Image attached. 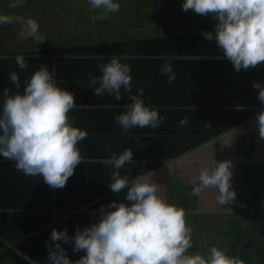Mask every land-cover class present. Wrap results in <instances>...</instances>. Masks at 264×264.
Instances as JSON below:
<instances>
[{"label": "trees", "instance_id": "obj_1", "mask_svg": "<svg viewBox=\"0 0 264 264\" xmlns=\"http://www.w3.org/2000/svg\"><path fill=\"white\" fill-rule=\"evenodd\" d=\"M141 1L123 0L118 12L110 13L108 19H99L104 25L95 26L108 31L102 36L97 28L93 27L87 32L92 31L94 36L85 37V33H79L75 39L72 33V37L66 38L65 41L48 27L55 37L53 41L46 38L40 46L18 50L0 49V56L5 57L0 59V110L4 88L15 91L9 73L15 71L18 74L22 91L25 80L41 65H46L49 71L55 72L57 84L71 91L75 102L85 100L78 98V92L81 96L87 92L91 93V98H87L86 102L95 108L94 114L89 118L84 115L74 117L76 126L87 130L88 133L87 139L78 145L86 163L81 162L75 168L65 187L53 189L45 184L40 176H25L16 169L14 161L0 156V264H31V261H36V264H49L47 244L55 247V242L51 241L53 229L59 231L66 228L69 236H74L77 227L82 230L89 226L92 211H99L101 205L107 206L114 200L124 199L127 190L115 194L109 186L112 167L99 161L110 157L113 152L119 154L128 148V140L117 128L120 125L116 123L115 116L126 111L124 106L131 103L129 94L122 88L120 100L107 93L103 97H97L94 95V89L88 87L90 75H102L99 65L107 63L111 56H120L122 62L130 64L134 94L141 88L146 75L153 85L162 84L160 67L165 63H171L176 77L173 83L166 81V86L163 85L168 87L167 93L157 106L159 114L164 117L163 124L150 131L137 128L138 133L154 134L138 140L139 149L145 159L138 163L126 164L121 169V175H128L130 180L141 173L157 169L163 162L173 161L199 148L207 141L223 136L239 124L251 121L261 111L239 110L230 114L234 105L228 103L216 89L208 85L193 90L184 88V80L188 78L212 77L216 72L211 71L215 70L219 76L220 72L229 70H222L228 59L219 57V54L223 53L216 48L215 42L206 40L202 35L203 31H214L215 25H194L199 28L196 40L190 36L189 31L170 30L185 22V19L172 17V3L169 8L171 22L161 21L156 14L149 18V15L144 16L140 10L138 15L132 12L115 22L112 21L114 16L121 13L125 4L129 3L130 7L134 8L137 4L139 6ZM182 4L179 2L176 8L183 10ZM95 13L98 15V10ZM194 13L193 10L186 13V20H193ZM210 18L213 17L198 15L195 24L217 22ZM131 22L141 25H131ZM154 25H159V31H163L160 35L153 36ZM40 33L45 36L43 25ZM17 55L25 57L27 69L21 70L17 66ZM165 79L167 80L166 76ZM80 110L79 107L73 109L69 113H72L70 117L73 116V111ZM183 117H187L189 121L186 127L179 124ZM106 145L111 146V151H105ZM154 148L161 152L162 156L156 152L153 154ZM238 152L243 158L252 159L251 149L243 141L238 146ZM136 158L133 154L134 161ZM251 165L257 168L258 175L264 174V165L254 161L244 162L240 167V173L246 174L248 179L244 184L240 181V195L236 191V198L244 201L245 215L248 213L247 223L246 216L240 213H237V220H229L234 212L230 205L220 207V213L228 216L224 215L227 219L224 231L219 236H212V242L206 245L207 247L198 246L193 234V248L190 252L206 253L212 245H217L226 247L229 255H237L238 245L243 243L239 257L244 264H264V261H261L264 260V178L263 181L249 180ZM178 198L183 201L185 197L179 194ZM184 208L187 212L190 210L186 206ZM206 216L209 214L203 217ZM198 218L200 220L202 216L188 212V223L196 222ZM201 225L206 226L205 222ZM257 230L260 231L250 236ZM61 244L72 261L85 254L83 251L73 253L74 241ZM24 256L29 259H24Z\"/></svg>", "mask_w": 264, "mask_h": 264}, {"label": "clouds", "instance_id": "obj_2", "mask_svg": "<svg viewBox=\"0 0 264 264\" xmlns=\"http://www.w3.org/2000/svg\"><path fill=\"white\" fill-rule=\"evenodd\" d=\"M25 2L11 0L8 8L23 7ZM87 2L92 10H98V15L90 17L93 23L108 19L110 13L120 9L118 0ZM182 9L211 15L217 21L214 31H203L202 35L215 42L236 71L264 64V0H184ZM5 24L20 26V40L30 38L40 44L46 39L40 33L38 21L32 17L0 14V25ZM15 62L21 70L28 68L23 55H17ZM99 69L102 75L89 77L88 87L94 89L95 96L103 97L107 93L120 100L122 88L129 94L131 103L124 106L126 111L115 116L125 135L132 128L156 129L163 123L164 117L158 109L146 105L141 98L144 89L132 92V69L130 64L122 62V57L111 56ZM160 72L169 84L175 81L171 63L161 65ZM54 77V71L41 65L25 80L21 91L20 77L15 71L9 73L15 91L7 87L3 90L0 156L14 161L16 169L25 176H40L49 187L60 189L66 186L75 168L81 162L86 163L78 145L88 133L76 126L69 115L77 107L74 94L59 86ZM253 88L259 90L257 98L264 104V85L257 81ZM256 120L259 136L264 139V110L257 114ZM188 123L187 117L179 121L181 127ZM105 151H111V146L106 145ZM133 162L131 148L119 154L113 152L99 161L113 169L111 191L119 194L127 190L126 195L123 200L101 205L98 222L82 230L77 227L74 236L70 237L66 228L53 229L51 241L55 247L47 244L49 264H244L236 254L229 255L226 247L212 245L206 253L190 252L193 230L187 221L188 212L162 195V186L152 179L151 170L131 180L128 175H121V169ZM231 168L230 160L203 162L198 175L192 178L191 195L198 197L212 189L217 205L231 204L237 196L231 184ZM72 241L73 253H85L75 261L69 259L61 244Z\"/></svg>", "mask_w": 264, "mask_h": 264}, {"label": "crops", "instance_id": "obj_3", "mask_svg": "<svg viewBox=\"0 0 264 264\" xmlns=\"http://www.w3.org/2000/svg\"><path fill=\"white\" fill-rule=\"evenodd\" d=\"M211 20L214 18H210ZM216 23L212 22H202L201 24L195 25H215ZM131 25H141L140 23L131 22ZM169 25V24H167ZM159 25H154V34L153 36L160 35ZM190 32V36L196 40V36L198 35L199 29L190 26L189 29L185 31L175 30V32ZM92 31L85 32V37H92ZM188 56V55H187ZM186 56V57H187ZM221 59L225 57L222 54H219ZM226 65L222 68V70H227V72H220L219 76L217 74V70L211 71L216 72L215 76L212 77H193L184 80V88L193 90L198 89L199 87L208 85L211 88H214L225 97V100L234 105V109L231 110L230 114L234 111L239 110H264V104H262L258 100V89L253 88L254 82H260L264 85V64L260 65L258 68H249L247 70L241 69L240 71H236L232 65V63L228 60L225 61ZM224 62V63H225ZM138 74V73H137ZM144 75V74H141ZM161 83L158 85H153L149 78L145 77L143 83H141L140 87L144 89L142 99L146 105H151L157 108V106L164 100L166 92V79L165 75L160 73ZM165 84V86H163ZM76 91V90H75ZM77 92V91H76ZM91 93H85L81 96L80 93H77L79 99L84 100L83 102H75L77 107L81 108L80 112L73 111L74 118L76 115H84L86 118L91 117L95 108L90 107V104L86 102L87 98H91ZM76 107V108H77ZM74 108V109H76ZM158 109V108H157ZM72 114V113H71ZM70 114V115H71ZM255 116L251 121H248L243 124H239L236 128L225 133L223 136L207 141L204 145L199 148L193 149L191 152L183 154L176 158L173 161L163 162L157 169L153 170L154 173L152 179L159 185L162 186V195L171 202L186 206L190 208L188 212L193 214L201 213V210H206L211 213L214 207L220 209V207L216 204L215 201V191L212 189L206 190L200 196L191 195L193 184V177L198 175L200 167L203 162L208 161L211 163L213 159L217 162L222 160H230L232 162V177L231 184L232 188L235 189V182L240 183L239 174L240 167L239 164H243L244 162L254 161L258 164L264 165V139H261L259 136L258 124ZM163 124V123H162ZM161 124V125H162ZM76 125V124H75ZM160 125V126H161ZM79 127V126H78ZM120 132L123 133L121 127H117ZM83 129V128H82ZM151 128H142V131H150ZM151 134H142L138 133L137 128H132L125 135V139L128 140V148H131L133 154L136 155L135 163L142 161L145 157H142V152L139 149V139L145 138L144 136H150ZM110 135V134H109ZM87 139V138H86ZM243 141L247 145H249L251 149V157L252 159L243 158L242 155L238 152V146ZM157 153L159 156H162V153L154 148V153ZM139 159V160H137ZM156 159H158L156 157ZM154 160V157H153ZM178 178H173V177ZM175 179V181L183 180L184 184L175 186L171 183V181ZM175 188L176 190H180L179 194H182L184 197L187 195L191 199V203L186 202L185 200L179 201L178 195H175V191L171 192ZM238 188V187H237ZM237 188L235 191H237ZM239 189V188H238ZM8 204L10 205V200L8 199ZM232 202L229 204L230 206L234 205ZM32 207H37L35 205H31ZM226 206V205H224ZM216 208V209H217ZM221 211V210H220ZM219 211V212H220ZM218 213V212H217ZM100 217L99 211H92L90 214V224L93 222H98Z\"/></svg>", "mask_w": 264, "mask_h": 264}, {"label": "rangeland", "instance_id": "obj_4", "mask_svg": "<svg viewBox=\"0 0 264 264\" xmlns=\"http://www.w3.org/2000/svg\"><path fill=\"white\" fill-rule=\"evenodd\" d=\"M10 2L11 0H0V14L23 15L26 18L32 17L36 19L39 24V29L41 30L43 25L45 37L51 38L52 41L55 39V37L52 36L48 27L51 28L54 34L60 35V38H64L65 41L66 38L70 39L72 37V33L76 39L79 36V33H85L89 28L93 27L97 28L99 35L101 36L108 33L106 29H101L98 28V26H95L104 25L103 23L99 22V19L95 23L91 21L90 17L97 14L91 9V6L88 4L87 0H26L23 7H17L15 9L8 8V4ZM118 2L120 5H122L123 0H118ZM179 2L183 3L184 0H142L141 3H139L140 5L138 6L137 4L134 8H131L129 3H127L124 5L121 13L117 16H114L112 21L115 22L118 19L131 14L132 12L138 15L140 10L144 16L149 15V18L156 14L159 16L161 21L165 20L171 22L169 8L171 7L170 3H172V17L185 19V22H181L182 24L178 25V27L171 28L170 30L185 31L189 29L190 26L195 27L194 25L198 20V15L194 13L193 20H186V13H189L190 10L185 13L183 10L176 8V5L179 6ZM171 26L172 25H169V27ZM19 31L20 26L18 24L0 25V49L18 50L43 45V43H34L30 38L26 40H20L18 38ZM140 36L144 35L140 34ZM238 167H241V165H238ZM251 171L252 173L249 174V180L259 179L260 181H263L264 174L258 175L257 168H255L253 165H251ZM173 178L176 179L178 177L175 176ZM175 179L171 181V183L175 186L184 184L183 180L175 181ZM239 179L244 184V181H246L248 177L246 174L241 172L239 174ZM239 185L240 184L238 182H235L234 190H236ZM170 191H175V195L180 193V190H176L175 188ZM237 193L240 195V189L238 188ZM242 194L245 196L244 193ZM184 200L188 203L192 202L188 195L184 198ZM233 202H235V204L237 203V205L234 204L231 206V208H234V212L230 216L229 220H232V218L237 220V213H240V215H245L246 206L243 204L244 201L237 197ZM241 205H243V207ZM216 208L217 207H214L213 210H211V213L206 210H201V213L198 212L197 214L202 216V218H200V220L198 218L196 222L189 223L192 230L195 231L193 234H195L194 236L196 237V243L200 247H207L206 245L211 244V237L219 236L227 225V219H225L226 215L223 214V212L220 213V210ZM205 214H209V216L204 218L203 216ZM211 214H213V216H211ZM245 216L247 223L248 213H246ZM199 221L201 224L205 222L206 226L199 224Z\"/></svg>", "mask_w": 264, "mask_h": 264}, {"label": "water", "instance_id": "obj_5", "mask_svg": "<svg viewBox=\"0 0 264 264\" xmlns=\"http://www.w3.org/2000/svg\"><path fill=\"white\" fill-rule=\"evenodd\" d=\"M260 230H257V231H254V232H252L251 234H250V236H252L254 233H257V232H259ZM242 244L243 243H240L239 245H238V252H237V256L239 257L240 256V248H241V246H242Z\"/></svg>", "mask_w": 264, "mask_h": 264}]
</instances>
